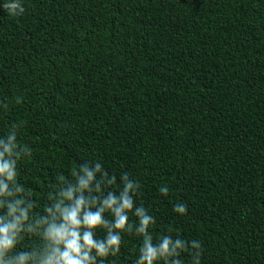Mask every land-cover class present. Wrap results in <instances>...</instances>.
I'll return each instance as SVG.
<instances>
[{
  "label": "trees",
  "instance_id": "16d2710c",
  "mask_svg": "<svg viewBox=\"0 0 264 264\" xmlns=\"http://www.w3.org/2000/svg\"><path fill=\"white\" fill-rule=\"evenodd\" d=\"M10 2L0 137L17 124L32 150L18 183L34 212L59 174L99 162L118 186L139 182L154 243L197 240L200 264H264V0H21L16 16ZM140 244L124 234L105 264H134Z\"/></svg>",
  "mask_w": 264,
  "mask_h": 264
},
{
  "label": "clouds",
  "instance_id": "9594fccd",
  "mask_svg": "<svg viewBox=\"0 0 264 264\" xmlns=\"http://www.w3.org/2000/svg\"><path fill=\"white\" fill-rule=\"evenodd\" d=\"M3 8L11 16L25 11L21 0ZM18 128L13 124L7 136L0 137V264H105L120 253L123 235L133 233L141 238L134 264H182L181 253L189 246L196 249L193 264H200L202 246L197 240L164 235L154 243L149 230L155 218L135 202L139 182L124 173L118 186L116 176L99 162L71 168L70 177L59 174L44 214L35 213L31 190L18 183V165L32 154L29 146L18 143ZM159 191L168 194L166 186ZM174 211L183 215L187 207L177 204ZM130 214L137 221L130 222ZM26 238L38 243L19 248Z\"/></svg>",
  "mask_w": 264,
  "mask_h": 264
}]
</instances>
